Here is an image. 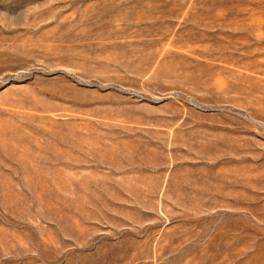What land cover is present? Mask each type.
Masks as SVG:
<instances>
[{
	"label": "rangeland",
	"instance_id": "obj_1",
	"mask_svg": "<svg viewBox=\"0 0 264 264\" xmlns=\"http://www.w3.org/2000/svg\"><path fill=\"white\" fill-rule=\"evenodd\" d=\"M0 264H264V0H0Z\"/></svg>",
	"mask_w": 264,
	"mask_h": 264
}]
</instances>
